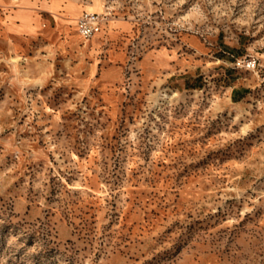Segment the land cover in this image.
Segmentation results:
<instances>
[{"label":"rangeland","instance_id":"1","mask_svg":"<svg viewBox=\"0 0 264 264\" xmlns=\"http://www.w3.org/2000/svg\"><path fill=\"white\" fill-rule=\"evenodd\" d=\"M0 264H264V0H0Z\"/></svg>","mask_w":264,"mask_h":264},{"label":"built area","instance_id":"2","mask_svg":"<svg viewBox=\"0 0 264 264\" xmlns=\"http://www.w3.org/2000/svg\"><path fill=\"white\" fill-rule=\"evenodd\" d=\"M108 12H87L84 11L77 20L79 33L88 38L98 32L108 17Z\"/></svg>","mask_w":264,"mask_h":264}]
</instances>
